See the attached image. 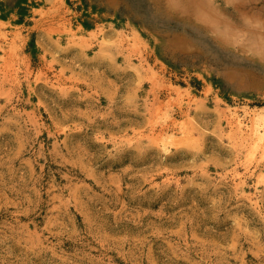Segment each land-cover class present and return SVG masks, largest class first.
Returning a JSON list of instances; mask_svg holds the SVG:
<instances>
[{
    "label": "rangeland",
    "instance_id": "374dc122",
    "mask_svg": "<svg viewBox=\"0 0 264 264\" xmlns=\"http://www.w3.org/2000/svg\"><path fill=\"white\" fill-rule=\"evenodd\" d=\"M262 144L264 0H0V264H264Z\"/></svg>",
    "mask_w": 264,
    "mask_h": 264
},
{
    "label": "bare ground",
    "instance_id": "6f19581e",
    "mask_svg": "<svg viewBox=\"0 0 264 264\" xmlns=\"http://www.w3.org/2000/svg\"><path fill=\"white\" fill-rule=\"evenodd\" d=\"M247 141H248V140H247ZM252 142H253V141H252ZM252 142H251V143H252ZM251 143H250V144H251ZM256 145H257V144H256ZM259 145H260V144H259ZM259 145H258V146H259ZM262 145H264V144H262ZM261 149H263V148H261ZM252 151H254V150H252Z\"/></svg>",
    "mask_w": 264,
    "mask_h": 264
}]
</instances>
